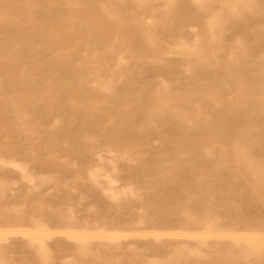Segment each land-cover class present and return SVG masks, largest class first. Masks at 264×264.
<instances>
[{
	"label": "rangeland",
	"instance_id": "rangeland-1",
	"mask_svg": "<svg viewBox=\"0 0 264 264\" xmlns=\"http://www.w3.org/2000/svg\"><path fill=\"white\" fill-rule=\"evenodd\" d=\"M19 1L0 17L84 19L0 43V264H264V176L232 148L264 165V0ZM70 48V82L35 73Z\"/></svg>",
	"mask_w": 264,
	"mask_h": 264
},
{
	"label": "bare ground",
	"instance_id": "bare-ground-1",
	"mask_svg": "<svg viewBox=\"0 0 264 264\" xmlns=\"http://www.w3.org/2000/svg\"><path fill=\"white\" fill-rule=\"evenodd\" d=\"M19 1V0H18ZM21 1V0H20ZM19 1V2H20ZM85 1V0H82ZM235 1V0H234ZM21 3V2H20ZM159 6V5H158ZM163 6V4H162ZM165 6V5H164ZM99 10H97L98 12V16H96L95 18V37L96 39H103L105 37H107L113 28H116L117 30L121 28V21L119 19V13L116 12L115 13V17L117 18L116 22L112 23L109 22V17H111L110 13L107 15V10L106 7L104 5L103 2L99 3ZM15 9V6H13V4H8V6H5V4H3V2H0V14H5L4 12H12ZM56 12V8L53 5H45V4H37L34 2H27L26 3V7L24 12L28 13V14H32V15H37L40 13H50V12ZM69 14L71 15L72 13H74V9L72 7H69L68 9ZM88 11V10H85ZM90 11V10H89ZM96 12V13H97ZM92 15V14H91ZM213 15V14H212ZM90 16V15H89ZM84 17V16H82ZM82 17H78L77 21L70 19V20H63L60 18H49V19H43V20H38L36 18L33 17H29L27 20L23 21L20 19H17L15 17H0V43H3L4 40L8 37L5 32L8 29V27H14L16 30V34L15 37L18 36H22L24 34V31L26 32L28 29H42V30H46V29H51L54 30L53 32V36L51 38V40L46 41L45 45H50V44H57V45H63L65 42H67L71 36V34H73V32H77V33H82V23L81 20H83L84 18ZM95 17V14H94ZM152 17V16H151ZM173 17V16H172ZM89 18V17H87ZM149 18V17H148ZM162 18V17H161ZM214 21V20H213ZM211 28V27H210ZM222 29V28H221ZM9 31V30H8ZM30 33V32H29ZM76 34V33H75ZM25 35V34H24ZM74 35V34H73ZM24 37V36H23ZM26 37V36H25ZM150 39V38H149ZM195 40V39H194ZM176 46V45H175ZM187 47V46H186ZM190 48V47H188ZM187 48V49H188ZM194 48V47H193ZM2 52V51H1ZM74 53V49L70 48L69 50H67L66 52L63 53H59L53 57L51 60L47 61L43 67H37L36 68V74H38L40 71L42 70H50V71H63L65 73V76L63 78V80L65 82H70L72 80V73L70 72V68L68 67L67 63V58L69 56H71ZM1 55V54H0ZM229 55V54H228ZM123 59V58H121ZM82 61V60H81ZM122 61V60H121ZM119 62V61H118ZM84 63V62H83ZM119 64V63H118ZM114 68V67H113ZM26 78H24V80H27L28 82H33L35 81L32 77L29 76H25ZM72 84V83H71ZM107 86V85H106ZM165 86V85H164ZM101 100V99H100ZM252 112V111H251ZM252 126V125H251ZM254 128V127H253ZM204 136L206 139L212 140V138L210 137V132H207L205 134H202L200 131H190L186 134V140L188 142H193L192 140L200 138ZM151 141V140H150ZM156 141V140H155ZM259 143V142H258ZM219 144V143H218ZM232 148L235 150V154L238 158H240L241 160L244 161L246 169L243 171H237L235 174L236 175H242V176H264V165H259L258 163H256L252 156H251V147H250V143H246V144H240L239 142L235 141L232 144ZM264 146V145H263ZM229 146H226L225 148V152L228 153L229 152ZM111 151V150H110ZM258 151V150H257ZM112 152V151H111ZM114 152V151H113ZM112 152V153H113ZM108 153V152H107ZM123 153V152H122ZM125 154V152H124ZM230 154V153H229ZM204 155H213V152L207 147L204 148L202 150H198V158L196 159V164L201 162L203 163V161L201 160V157ZM118 157V156H117ZM61 159V158H60ZM3 159H1L2 162ZM4 162V161H3ZM9 164L10 162L7 161ZM14 163V161H12ZM6 162H4L5 164ZM225 163H228V159H226ZM7 164V163H6ZM198 164V165H200ZM18 165V164H17ZM18 169H20L18 167ZM23 171V170H22ZM32 175V174H31ZM22 176V175H21ZM33 176V175H32ZM28 177V176H27ZM31 177V176H30ZM34 177V176H33ZM23 178V177H22ZM29 178V177H28ZM258 178V177H256ZM255 178V180H256ZM28 180V179H27ZM112 180V179H111ZM110 180V181H111ZM12 183L13 180H11ZM31 181V180H28ZM109 181V183H110ZM114 183V182H113ZM248 183V182H247ZM11 184V183H10ZM254 189V188H253ZM13 191V190H11ZM124 191V190H123ZM122 191V192H123ZM116 194V193H115ZM258 195V194H257ZM115 196V195H113ZM41 203V202H40ZM35 207V206H33ZM14 208V206H13ZM38 208V207H37ZM36 208V209H37ZM35 210V209H34ZM33 212V211H32ZM2 220V219H1ZM0 220V221H1ZM36 221V220H34ZM33 221V222H34ZM214 222V221H212ZM37 223V222H36ZM38 224V223H37ZM211 227V225H210ZM209 228V226H208ZM32 230V229H31ZM4 231V230H3ZM9 231V230H8ZM22 231V230H21ZM35 231V230H33ZM40 231V230H39ZM43 231V230H42ZM41 231V232H42ZM48 231V230H47ZM51 231V230H50ZM55 231V230H54ZM60 231V230H59ZM66 231V230H65ZM76 231V230H75ZM103 231V230H102ZM14 232V231H13ZM25 232V231H24ZM61 232V231H60ZM69 232V231H68ZM79 232V231H78ZM105 231H103L104 233ZM117 232V231H116ZM148 232V231H147ZM163 232V231H162ZM179 232V231H178ZM127 233V232H126ZM143 233V232H142ZM171 233V232H170ZM195 233V232H194ZM199 233V232H198ZM232 233V232H231ZM102 234V233H101ZM141 234V233H140ZM168 234V232H167ZM104 235V234H103ZM233 235V234H232ZM245 235V234H244ZM253 235V234H252ZM242 236V235H241ZM261 236V235H260ZM264 237V236H261ZM243 238V237H242ZM257 237H255L254 239H256ZM260 238V237H259ZM96 240V239H95ZM249 240V239H248ZM258 240V239H257ZM256 240V241H257ZM260 241V240H258ZM252 242H255L254 240ZM43 244V243H42ZM183 244V243H182ZM233 244V243H232ZM231 244V245H232ZM253 244V243H252ZM248 245V244H247ZM257 245V244H256ZM264 245V244H263ZM261 246V245H260ZM242 247V246H241ZM245 247V246H244ZM248 247V246H247ZM250 247V246H249ZM263 248V247H262ZM246 249V248H245ZM251 249V248H250ZM253 249V248H252ZM45 250V249H44ZM47 250V249H46ZM45 250V251H46ZM198 250V249H197ZM254 250V249H253ZM257 250V249H256ZM264 250V249H263ZM262 250V251H263ZM250 252V250H248ZM255 251V250H254ZM177 252V251H176ZM191 252V251H190ZM196 252V251H195ZM199 252V250H198ZM202 252V251H201ZM260 252V251H259ZM40 253V252H39ZM197 253V252H196ZM252 253V252H251ZM250 253V254H251ZM242 254V253H241ZM249 254V255H250ZM253 254V253H252ZM255 254V253H254ZM264 254V252H263ZM200 255V254H199ZM202 255V254H201ZM205 255V254H204ZM229 255V254H228ZM245 255H247V252H245ZM43 256V255H42ZM206 256V255H205ZM177 257V256H176ZM245 257V256H244ZM248 257V256H247ZM259 257V256H258ZM67 258V257H66ZM186 259V258H185ZM3 259H1L2 261ZM69 260V259H67ZM153 260V259H152ZM8 261V260H7ZM1 263V262H0ZM3 263V262H2ZM162 263V261H161Z\"/></svg>",
	"mask_w": 264,
	"mask_h": 264
}]
</instances>
